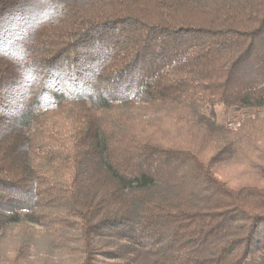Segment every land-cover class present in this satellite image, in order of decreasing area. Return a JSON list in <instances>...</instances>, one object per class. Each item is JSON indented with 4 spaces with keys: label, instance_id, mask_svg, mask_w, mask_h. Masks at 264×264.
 <instances>
[{
    "label": "trees",
    "instance_id": "1",
    "mask_svg": "<svg viewBox=\"0 0 264 264\" xmlns=\"http://www.w3.org/2000/svg\"><path fill=\"white\" fill-rule=\"evenodd\" d=\"M0 264H264V0H0Z\"/></svg>",
    "mask_w": 264,
    "mask_h": 264
},
{
    "label": "rangeland",
    "instance_id": "2",
    "mask_svg": "<svg viewBox=\"0 0 264 264\" xmlns=\"http://www.w3.org/2000/svg\"><path fill=\"white\" fill-rule=\"evenodd\" d=\"M249 112V110L238 111L235 109H228L224 106L217 107L215 110L218 122L232 127L236 126L246 115L249 114ZM235 169L236 168L232 166H224L222 167V172L220 170V175L225 179H231L233 175H235L234 172H237ZM206 204H209V202Z\"/></svg>",
    "mask_w": 264,
    "mask_h": 264
}]
</instances>
